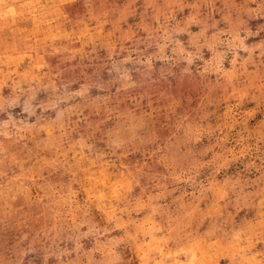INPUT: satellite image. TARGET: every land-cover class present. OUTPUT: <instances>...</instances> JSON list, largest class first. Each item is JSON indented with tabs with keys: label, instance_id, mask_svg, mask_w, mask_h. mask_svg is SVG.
Listing matches in <instances>:
<instances>
[{
	"label": "rangeland",
	"instance_id": "374dc122",
	"mask_svg": "<svg viewBox=\"0 0 264 264\" xmlns=\"http://www.w3.org/2000/svg\"><path fill=\"white\" fill-rule=\"evenodd\" d=\"M0 264H264V0H0Z\"/></svg>",
	"mask_w": 264,
	"mask_h": 264
}]
</instances>
